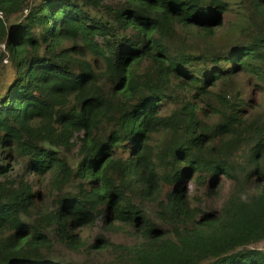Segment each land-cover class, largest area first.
Listing matches in <instances>:
<instances>
[{
	"label": "trees",
	"instance_id": "16d2710c",
	"mask_svg": "<svg viewBox=\"0 0 264 264\" xmlns=\"http://www.w3.org/2000/svg\"><path fill=\"white\" fill-rule=\"evenodd\" d=\"M0 14V264H75L63 251L86 246L113 264H264V106L238 81L264 95V0Z\"/></svg>",
	"mask_w": 264,
	"mask_h": 264
},
{
	"label": "rangeland",
	"instance_id": "374dc122",
	"mask_svg": "<svg viewBox=\"0 0 264 264\" xmlns=\"http://www.w3.org/2000/svg\"><path fill=\"white\" fill-rule=\"evenodd\" d=\"M33 1L36 2L38 0ZM227 1H230L232 4H234L238 0ZM226 21L228 22H226L225 26L222 28V33H225L226 31L228 32L229 28L231 27V20L228 18ZM5 58L7 57L5 56ZM90 59L92 62H94V59ZM13 75L14 70L11 68L10 63H5L2 61L0 64V95L4 94L6 89L11 85L14 77ZM238 81L242 86H245L246 98L252 99L255 104L264 106V95L261 94L259 90L255 89L254 81L252 79H249L247 76H241L238 78ZM35 189H40L38 184ZM99 232V228L97 227L83 231L82 236L85 238L83 240L86 243L85 245L93 243V238ZM132 233L133 229L120 226V229L117 231V233L113 235L112 241L123 243L124 245H132L134 241ZM110 234H107L108 237ZM257 247L258 249L264 250V242ZM115 253H117V255ZM118 255V252L107 249L101 252L88 253L87 246L81 248L79 251H63V256L75 264H113L115 262L116 256Z\"/></svg>",
	"mask_w": 264,
	"mask_h": 264
},
{
	"label": "built area",
	"instance_id": "2783aa9c",
	"mask_svg": "<svg viewBox=\"0 0 264 264\" xmlns=\"http://www.w3.org/2000/svg\"><path fill=\"white\" fill-rule=\"evenodd\" d=\"M27 12H28V11L26 10L25 13H27ZM0 17H1V14H0ZM1 49L4 50V49H5V46L2 45V46H1ZM4 62H5V63H8V60H5Z\"/></svg>",
	"mask_w": 264,
	"mask_h": 264
},
{
	"label": "clouds",
	"instance_id": "9594fccd",
	"mask_svg": "<svg viewBox=\"0 0 264 264\" xmlns=\"http://www.w3.org/2000/svg\"><path fill=\"white\" fill-rule=\"evenodd\" d=\"M2 46V45H1ZM5 46V45H4ZM5 48H6V46H5ZM5 50V49H4ZM5 60H7V59H5Z\"/></svg>",
	"mask_w": 264,
	"mask_h": 264
}]
</instances>
